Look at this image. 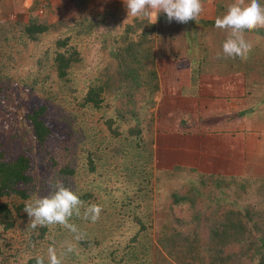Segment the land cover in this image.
Masks as SVG:
<instances>
[{
    "label": "trees",
    "instance_id": "trees-1",
    "mask_svg": "<svg viewBox=\"0 0 264 264\" xmlns=\"http://www.w3.org/2000/svg\"><path fill=\"white\" fill-rule=\"evenodd\" d=\"M10 1L28 19L0 20V264H36L38 256L48 264L49 246L63 253V264H264L263 178L174 168L170 175L178 171L180 187L158 198L171 181L154 166L156 60L159 51L166 53L156 47L155 25L142 18L120 21L112 35L94 26L115 21L117 9L104 18L99 11V20L78 17L81 7L86 13L90 2L100 1L77 0L71 8L77 17L66 13L55 22L48 2L42 8V1H32L25 9V0ZM194 28L203 36L210 27ZM197 33L186 36L201 40ZM214 35L211 50L222 53L227 33ZM245 38L253 45L246 60L214 56L235 74L236 81L225 84L237 102L264 94V28ZM85 41L98 46L90 67ZM70 100L91 112L85 115L92 125L59 117L58 108ZM253 115L237 109L238 119ZM55 181L103 209L96 223L71 218L79 240L60 225L29 226L25 202L48 195Z\"/></svg>",
    "mask_w": 264,
    "mask_h": 264
},
{
    "label": "crops",
    "instance_id": "crops-1",
    "mask_svg": "<svg viewBox=\"0 0 264 264\" xmlns=\"http://www.w3.org/2000/svg\"><path fill=\"white\" fill-rule=\"evenodd\" d=\"M97 1H100L99 6L91 2L88 5L96 14L100 11L99 15L102 18H104L105 13L110 16L114 9L120 12L115 21L108 18L103 20L104 23H111L110 21H112L114 27H118L120 21H125L127 10L123 0ZM233 2L234 0H202L204 10L196 23L199 27H210L207 33L214 35V30L211 27L215 26L216 18L225 14L228 6ZM151 22L154 24V19ZM157 23L158 21L154 24L155 27L157 25L156 37L162 38L164 32L163 29L158 27L159 24ZM209 23H213V26H209ZM167 28L164 27L165 30ZM187 34L188 31L185 32V38H181V43L178 45L182 47L183 44H186V46H183L184 49L190 48L187 41L193 42L186 36ZM169 35L171 34L169 33ZM166 38L167 36L159 39L161 43L157 39L158 45L156 44V47L161 48L167 44H172L165 42ZM157 41L155 40V42ZM196 43L197 48L199 47L202 50L206 45L204 40H196ZM212 43V48H215L214 41ZM212 59L207 64H205V61L203 63L202 60L196 61L195 68H199L197 74L187 67L189 66L188 59L186 66L175 59L157 58L160 93L155 98L156 106L153 109L156 117L155 170H160L157 173H164V171L171 173L174 168H189L204 175L221 174L264 179V127L261 125V119H255L256 116L253 115L250 118L253 120H249L250 127L248 125H241L239 128L234 126L241 119L237 118L238 102L235 97L231 98L230 94L227 93L228 87H226L225 82H229L231 79L236 81V76L233 74L235 77H232L230 69L220 60H215L214 56ZM184 65L186 69H189V79L184 80V83H182L187 92L174 93L172 87L177 84L175 82L181 76L185 77L184 72L186 69L182 67ZM190 74L198 76V79H196L198 83H191ZM208 74L210 79L206 80ZM203 80L210 81L205 84L210 90L203 88ZM217 86L222 91H215L214 89ZM191 105L194 106L191 107ZM173 109L179 111L184 109L183 112H180L181 115L183 113L188 114L191 109L193 111L196 109L194 114L195 127L186 125L179 126L180 129L174 128L170 120V115L174 112ZM212 113L214 116L209 117ZM231 122L234 123L233 127H222V124L229 123L230 125ZM182 123L184 122L182 121ZM196 123H199L200 126L198 127ZM212 123L218 124L220 128H209L208 125ZM159 127L161 128L160 131H158ZM159 147H162L160 153Z\"/></svg>",
    "mask_w": 264,
    "mask_h": 264
},
{
    "label": "clouds",
    "instance_id": "clouds-1",
    "mask_svg": "<svg viewBox=\"0 0 264 264\" xmlns=\"http://www.w3.org/2000/svg\"><path fill=\"white\" fill-rule=\"evenodd\" d=\"M123 2L127 10V19L124 23L130 17H136L149 21L154 19L155 24L163 13L166 14L169 23L175 21L187 24L189 21H197L204 10L202 0H123ZM45 5L43 4L42 8ZM41 13L40 9L38 14ZM215 28L227 33L222 44L223 57L246 60L253 45L245 38V33L264 28V5H261L259 0H234L225 14L216 18ZM49 186L51 192L48 195L32 196L25 202L23 211L30 218L29 226L36 229L38 226L60 225L76 234L77 240L81 239L78 227L69 221L75 215L85 221L96 223L100 219L102 207L81 200L60 181L50 182ZM67 251H73L71 245L67 246ZM47 260L48 264H63V253L58 255L57 248L49 246ZM36 264H45V258L36 257Z\"/></svg>",
    "mask_w": 264,
    "mask_h": 264
},
{
    "label": "rangeland",
    "instance_id": "rangeland-1",
    "mask_svg": "<svg viewBox=\"0 0 264 264\" xmlns=\"http://www.w3.org/2000/svg\"><path fill=\"white\" fill-rule=\"evenodd\" d=\"M7 1L9 0H2L1 1V8L3 9L2 10V13H0V20L2 19H5L7 17V15L9 16L8 18L9 19H14V20H18V21H21V22H26L27 19H28V14H27V11L25 12H22V13H17L14 11L13 7H11V5L9 6V3H7ZM77 0H44L42 1V5L43 4H47V2L49 3V8H51V11H53V13L51 14V22H55L57 19L59 20H65L68 18L67 14L66 13H73L75 16V9L74 11H71V8L75 7V6H72L73 3H75ZM32 1L31 0H25L24 2V7L25 9H27V7L29 6V4L31 3ZM100 4V3H99ZM90 5V4H89ZM89 5L87 6V8L89 7ZM84 7H81V15H78L79 19H82L84 16L88 19H97L99 20L100 17L99 16H96V12L94 10L90 8H88L86 10V13H84ZM38 14V13H37ZM85 14V15H84ZM39 16H41L40 14H38ZM77 17V16H76ZM96 17V18H95ZM136 17H130L128 19L127 22H130L132 19H135ZM127 19V17H126ZM93 23V22H91ZM158 27L163 29V32L164 34L162 38H158V36L156 37V41L158 39H163L165 36H167V38L165 39V42L167 41L168 43H172V44H167L163 47H161V49L163 50H166V53H165V56H160V51L157 53L159 55V57H161V59H164V58H169V59H175L177 60L178 62L180 61L181 63L185 64L187 66V59H188V65L187 66L190 70L192 71H196L194 70L193 68H195V64L197 63L196 61L198 60H202L203 63L204 61L206 62L205 64H207L208 62H210V59L211 61L213 60L212 57L215 56V54L217 52L220 53L221 49H217V50H211L212 49V46H213V43L212 41L214 40V37L215 35H211L209 33H207V31H205L204 35L203 36H200L194 27H199V25L195 22V21H189L187 24H180V23H177L175 21L169 23L168 20H167V16L166 14H161L158 18ZM94 27H99L98 30L100 31H108L110 32V34L114 35L116 33H118L119 31V27H114V24L111 23H104L102 22V24H98L97 26H94ZM157 27V25H156ZM164 27H168L167 30L164 29ZM101 28H103L104 30H102ZM211 29L214 30V34L217 33V30L216 28L214 27H211ZM188 31L190 34H193L195 35V33H197V37H200L201 40H204L206 42V45H204V49H205V54H206V57L204 55V49L202 50L201 48H197V43H196V40H194L193 42H188V46H190L189 49L187 48H183V46H186V44H183V46L179 47L178 45H180V39L181 38H185V35L184 33ZM171 34L168 36V34ZM182 34L184 37H182ZM158 41L155 42V44L158 45ZM96 42V41H94ZM94 42H86L83 43V46H82V49H83V52L85 54V63H86V66L87 67H90V66H93L96 61H97V58L98 56L96 54H94V51L97 50V42L94 43ZM161 43V41H159ZM164 42V41H162ZM176 43V44H173V43ZM209 43V44H208ZM211 44V45H210ZM210 45V47H209ZM219 45H222V44H219ZM159 47V46H158ZM163 52V51H162ZM218 53V54H219ZM221 55H223L222 53H220ZM160 59V58H159ZM184 60V61H183ZM215 60H219L217 59V56L215 58ZM203 64V65H205ZM184 67L186 69V67ZM204 67V66H203ZM189 69H186V71L184 72V76H181V78L176 81L175 83H177L174 87H172V92L174 93H186L187 90L185 88V86L182 84L184 83L183 81L184 80H187L189 79ZM250 70H252L251 68H249ZM254 72V71H253ZM209 73V72H208ZM188 74V75H187ZM214 76H218V75H214ZM213 76V77H214ZM83 77V75H82ZM174 77V75H173ZM176 77L178 78L177 74H176ZM233 77V76H232ZM84 79V77H83ZM198 79V76L197 75H193V74H190V80H191V83L192 84H195V83H198V81L196 80ZM210 79V75L208 74L206 80ZM256 77L253 78L254 81H258L259 79H261V77L259 76L257 78V80H255ZM174 80H175V77H174ZM206 82H210V81H205L203 80V85L205 89H208L210 90V88L208 86H206ZM217 82V81H215ZM218 83V82H217ZM78 87L79 89H82L83 90V87H84V83H82V80L80 81V83H78ZM215 91L218 92V90L222 91L220 89V87H216L214 89ZM259 90V89H257ZM256 89H254V91H257ZM192 92V91H191ZM195 97V96H193ZM252 98V99H251ZM71 103L69 104H66L67 106L62 109L58 108L57 112H58V115L59 117L63 118V119H66V120H69V121H76V120H82V119H85V122H87L88 125H92L93 123H91V121L89 120L88 116L85 115V114H89V112H85V110L81 109L75 101H72L70 100ZM194 105H191V107H193ZM238 108H242V109H245V110H249V111H253L254 112V115L256 116L255 119H261V125L264 127V94H262V92H254L253 93V97H250L249 99L247 100H243V101H238ZM174 110V109H173ZM184 109H182L181 111L179 110H174V112L170 115V120H171V124L174 128H179V126H192V127H195V124H194V114L196 113V109H191V112H188V114H180V112H183ZM202 114V113H201ZM202 116V115H201ZM214 114L212 113L211 115H209V117H213ZM185 118V119H184ZM251 117L249 116H246V118H241L238 120V122L235 123H229L228 124H222V127H226V128H230L231 126L233 127V125L237 128H239L241 125L243 126H246L248 125V127L251 126V123L249 120H253V119H250ZM93 120H95L94 116H93ZM247 120V121H246ZM182 121L184 123H182ZM90 122V123H89ZM248 122V123H247ZM196 125L199 127L200 124L199 123H196ZM209 128H212V129H217V128H220V126L216 123H212L211 125H208ZM191 128V127H190ZM180 129V128H179ZM161 128L159 127L158 131H160ZM162 151V147H159V153ZM160 157V156H159ZM48 165H50V163L48 162L47 163ZM158 172H160L159 169H157ZM160 173H158L159 175ZM164 179H165V183L169 181L170 184H166V188L164 186H162V189H160L159 191H162L161 193L159 192V196L158 198L162 195V193H164L165 191H168V190H172L170 188H178L180 187V184L182 183L180 181V178H179V174H178V171L173 173V176L170 175V173H167L164 171L161 172L160 174ZM164 188V189H163ZM154 191L156 192L157 189H154ZM154 208H158L157 207V204H156V207ZM157 210L158 209H155V214H154V217L155 218H160L162 219L164 216H162V214H159L157 213ZM24 224V223H23ZM21 224L22 227H25V225Z\"/></svg>",
    "mask_w": 264,
    "mask_h": 264
}]
</instances>
